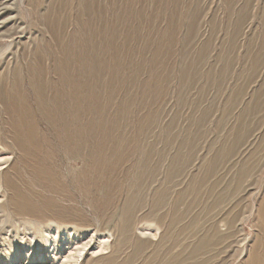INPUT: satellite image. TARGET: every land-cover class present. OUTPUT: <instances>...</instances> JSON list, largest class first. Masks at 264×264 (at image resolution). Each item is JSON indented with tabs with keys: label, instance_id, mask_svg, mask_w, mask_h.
Wrapping results in <instances>:
<instances>
[{
	"label": "rangeland",
	"instance_id": "rangeland-1",
	"mask_svg": "<svg viewBox=\"0 0 264 264\" xmlns=\"http://www.w3.org/2000/svg\"><path fill=\"white\" fill-rule=\"evenodd\" d=\"M0 264H264V0H0Z\"/></svg>",
	"mask_w": 264,
	"mask_h": 264
},
{
	"label": "bare ground",
	"instance_id": "bare-ground-1",
	"mask_svg": "<svg viewBox=\"0 0 264 264\" xmlns=\"http://www.w3.org/2000/svg\"><path fill=\"white\" fill-rule=\"evenodd\" d=\"M92 14V13H91ZM91 20V19H90ZM108 30V29H107ZM78 31V30H77ZM118 41V40H117ZM69 50V49H68ZM33 68V67H32ZM61 70V69H60ZM71 71V70H70ZM63 74V73H62ZM47 77V76H46ZM47 80V79H46ZM61 80V79H60ZM35 86V85H34ZM9 88V87H8ZM84 89V88H83ZM17 90V89H16ZM77 90V89H76ZM47 96V95H46ZM20 105V104H19ZM77 106V105H76ZM83 110V109H82ZM76 116V115H75ZM29 120V119H28ZM61 120V119H60ZM33 127V126H32ZM79 131V130H78ZM71 138V137H70ZM27 143V142H26ZM44 176V175H43ZM4 177V176H3ZM8 178V177H7ZM12 181V180H11ZM15 187V186H14ZM21 196V195H20ZM19 202V201H18ZM43 207V206H42ZM72 216V215H71ZM85 246V245H84ZM79 250V249H78ZM79 253V252H78ZM74 255V254H73ZM72 256V255H71ZM75 256V255H74ZM78 257V256H77ZM76 258V257H75ZM67 262V261H66ZM65 263V262H63ZM74 263V262H72Z\"/></svg>",
	"mask_w": 264,
	"mask_h": 264
}]
</instances>
